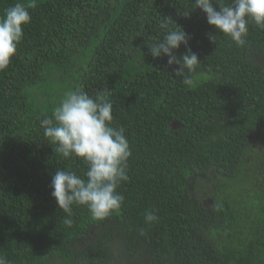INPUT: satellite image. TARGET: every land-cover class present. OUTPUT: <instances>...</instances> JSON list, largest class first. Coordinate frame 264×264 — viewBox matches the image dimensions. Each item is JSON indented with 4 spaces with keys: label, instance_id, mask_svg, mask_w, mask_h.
<instances>
[{
    "label": "trees",
    "instance_id": "1",
    "mask_svg": "<svg viewBox=\"0 0 264 264\" xmlns=\"http://www.w3.org/2000/svg\"><path fill=\"white\" fill-rule=\"evenodd\" d=\"M16 2L0 0V16ZM35 3L0 71V256L10 264H264V29L249 23L237 46L194 0ZM162 25L190 37L174 52L190 48L200 59L191 87L167 57L152 55ZM77 89L108 90L111 126H124L132 155L121 207L95 219L73 205L68 227L52 175L87 166L55 153L40 121ZM146 211L157 219L146 223Z\"/></svg>",
    "mask_w": 264,
    "mask_h": 264
},
{
    "label": "clouds",
    "instance_id": "2",
    "mask_svg": "<svg viewBox=\"0 0 264 264\" xmlns=\"http://www.w3.org/2000/svg\"><path fill=\"white\" fill-rule=\"evenodd\" d=\"M194 6L202 10L210 26L230 37L237 46L245 45L249 23L264 29V0H230V3L194 0ZM35 7V0L27 4L18 0L0 16V71L7 69L15 56L24 26L31 22L29 9ZM162 28L166 29L165 34L150 47L152 55L167 57L175 77L191 87L192 74L200 59L190 48L179 57L174 52L181 45L187 48L190 37L181 27L167 29V25H162ZM209 38L215 40V37ZM107 91H99L94 97L79 89L66 91L52 115L40 121L45 138L55 145V153L64 158H79L87 166L79 175L62 169L52 175L51 196L65 214L63 223L68 227L73 224V205L86 206L93 218L104 219L119 209L124 200L117 189L129 179L127 161L132 153L124 126H111L113 105L106 99ZM156 219L153 212L146 211V223ZM0 264L10 262L0 256Z\"/></svg>",
    "mask_w": 264,
    "mask_h": 264
}]
</instances>
